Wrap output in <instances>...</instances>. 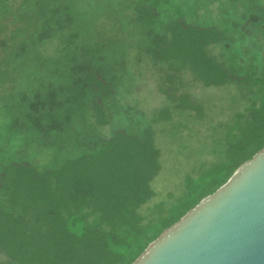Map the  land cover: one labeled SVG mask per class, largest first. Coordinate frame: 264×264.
Listing matches in <instances>:
<instances>
[{
    "label": "trees",
    "instance_id": "1",
    "mask_svg": "<svg viewBox=\"0 0 264 264\" xmlns=\"http://www.w3.org/2000/svg\"><path fill=\"white\" fill-rule=\"evenodd\" d=\"M136 9L156 15L152 4H138ZM82 10L68 0H0L1 78L18 80L23 74L21 55L32 50L41 58L54 47L48 58L61 66L70 55L77 80L72 88L41 83L30 96L18 93V107L27 109L26 122L20 126L16 119L12 128L19 126L37 138L60 131L61 117L65 127L85 120L96 130L110 123L106 101L113 84L107 73L112 69L105 57H96L100 45L91 49L82 42L81 33L96 29L84 26ZM251 20L257 19L253 15ZM124 26L117 20L105 26L108 42H125ZM164 32L150 51L164 103L151 110L140 135L119 129L92 144L80 141L84 132L78 127L80 153L54 167L39 168L27 161L0 165V264H131L162 231L264 147V39L263 63L235 71L212 53L223 41L217 26H196L173 17ZM185 74L202 88L233 81L245 90L248 106L211 126L215 159L185 174L179 194L143 215L140 210L155 196L151 183L161 169L154 126L168 124L179 134L186 123H175L176 117L199 123L207 118L203 102L187 91ZM73 88L78 100L69 97ZM73 105L78 112H67Z\"/></svg>",
    "mask_w": 264,
    "mask_h": 264
},
{
    "label": "rangeland",
    "instance_id": "2",
    "mask_svg": "<svg viewBox=\"0 0 264 264\" xmlns=\"http://www.w3.org/2000/svg\"><path fill=\"white\" fill-rule=\"evenodd\" d=\"M68 1L75 8H83L81 20L85 27L91 24L96 27L89 34L81 33L82 42L91 49L100 45L101 52L96 57H105L107 65L111 66L112 71L107 75L112 78L113 94L106 101L110 123L96 130L87 126L85 120L79 125L72 122L65 127L64 117H61L57 122L60 131L37 138L28 135L24 128H12L16 119L20 126L26 122L24 115L27 109L24 105L18 107V93L30 96L39 90L41 83L72 88L77 81L74 80V64L70 55L60 66L55 58H48L54 53V47L42 52L41 58L33 55L36 53L32 50L27 51L20 58L23 74L18 80H3L0 75V165L9 161H27L39 168L54 167L80 153L76 148L79 140L75 136L79 128L84 132L80 141L86 139L92 144L108 139L119 129L140 135L151 110L164 103V98L157 91V74L151 63L150 51L155 42L165 37L164 24L173 17L196 26H217L223 33V41L214 47L212 53L226 68L238 71L245 64L263 63L264 0ZM142 3L152 4L156 15L148 16L138 11L136 6ZM253 15L256 21L251 20ZM114 19L125 25L122 32L127 40L123 43L108 42L103 33L105 26ZM40 51L38 48L37 52ZM27 73L32 76L28 77ZM183 77L187 91L203 102L207 118L199 123L176 117L175 123H186V128L178 129L179 134L175 129L170 130L168 124L154 126L161 169L151 183L155 196L140 210L143 215H147L157 203L166 202L170 195L179 194L185 174L191 173L201 162L209 163L215 159L211 126L226 121L234 110L248 106L245 90L233 81L221 87L202 88L187 74ZM76 91L70 89L69 97L78 100ZM235 99L238 103L234 104ZM74 105L68 106L67 112H78Z\"/></svg>",
    "mask_w": 264,
    "mask_h": 264
},
{
    "label": "water",
    "instance_id": "3",
    "mask_svg": "<svg viewBox=\"0 0 264 264\" xmlns=\"http://www.w3.org/2000/svg\"><path fill=\"white\" fill-rule=\"evenodd\" d=\"M131 264H264V147Z\"/></svg>",
    "mask_w": 264,
    "mask_h": 264
}]
</instances>
